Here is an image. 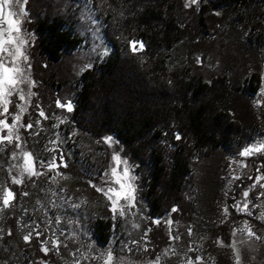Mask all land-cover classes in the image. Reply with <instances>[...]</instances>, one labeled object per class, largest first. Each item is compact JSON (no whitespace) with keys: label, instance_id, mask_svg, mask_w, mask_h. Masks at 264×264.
Segmentation results:
<instances>
[{"label":"trees","instance_id":"trees-1","mask_svg":"<svg viewBox=\"0 0 264 264\" xmlns=\"http://www.w3.org/2000/svg\"><path fill=\"white\" fill-rule=\"evenodd\" d=\"M26 9L37 92L30 113L41 102L72 103L56 154L62 186L86 198L76 212L84 230L102 246L129 237L96 190L118 155L133 167L146 214L159 218L133 236L148 226L145 259L169 243L171 215L207 235L212 264H233L214 241H230L231 225L218 219L229 159L264 133V107L257 111L253 101L264 63V0H29ZM133 40L144 44L135 53ZM78 56L84 66L72 70ZM22 133L33 153L46 155L40 135ZM9 147L0 153V184L17 199L0 212V264H64L57 251L41 250L40 239L22 238L27 208L40 217L35 198L45 194L31 179L11 184Z\"/></svg>","mask_w":264,"mask_h":264},{"label":"rangeland","instance_id":"rangeland-1","mask_svg":"<svg viewBox=\"0 0 264 264\" xmlns=\"http://www.w3.org/2000/svg\"><path fill=\"white\" fill-rule=\"evenodd\" d=\"M189 3H191V0H186V4ZM88 17L89 14H86L82 19L85 20ZM23 23L24 20L22 19L21 33H13V35H20L26 40L30 38L29 44L26 45L28 54L29 49L34 44V36L31 32L24 29ZM5 27L7 26L5 25ZM137 47L139 49V46ZM27 64H30V58H28ZM79 65L84 66L80 56L69 63V67L72 70L79 69ZM21 66L26 67L25 74L30 81H34L31 75V66L27 67L23 63ZM34 86L35 81L34 84H30L25 90L34 93V95L28 96L26 101L19 102L27 109L26 112L21 114V125L24 123H33L34 127L29 130L25 127L18 126V132L21 137L20 143L23 151L33 154V164L38 174L31 177L27 174L23 177L20 176V171H22V169L19 165H22L24 162L21 149H15L19 154L18 159H13L10 154L11 161L7 168L10 179H12L13 175H15L16 178L22 179L23 182L31 179L29 186L36 187L40 192L45 194L42 200H39L40 196L35 198L40 217L37 218V214H34L30 207L27 208L28 218L22 224L25 234H27L33 224H38L39 231L44 233L39 240L40 248L43 247L42 240L55 241L59 239V241L62 242L59 249L56 250L53 247L50 251H57L64 264H74L77 260L79 264H104L108 249H111L115 257H117V259L113 261V264H148L149 261L155 259H145L148 253L145 249L149 250L151 248L146 238L148 226L142 231V236H140L139 239H133V236L136 234L139 236V232L148 222L151 221L155 224L159 221V218H149L146 214L145 204L139 195L137 176L133 172V167L122 158H120V160L126 163H120L118 165L113 159V157L117 155H114L109 165L106 178H102L99 185H97V188H103L104 192L107 193V195H105L101 192L112 213L114 221H125L127 223V232L129 235L125 242L115 243L114 246L98 245L93 237L81 226L80 218L76 213L79 207L83 205L86 198L83 194L78 198L69 194L67 189L62 186V180L66 175L59 167H48V164L52 163L54 160L59 164L56 154V151L59 149V138L61 132L71 124V120L67 114L69 110L66 107H60V104H71L72 106V103L69 100H55L54 104H43L41 102L37 104L35 109L33 108L35 112L34 115L30 113L32 98L37 95ZM21 87L23 88L24 86L21 85ZM10 99L16 98L12 97ZM253 101L257 111H260V108L264 107V63L260 74L258 93L254 96ZM15 111H19V109L17 108ZM40 111L45 112L46 119L39 116ZM37 121L38 123H36ZM9 122L11 123V118H9ZM23 129L29 130L30 134L33 136L40 135L42 146L39 145V147H43L44 150H46V155L38 154V151L33 153L32 150L27 147L26 137L22 133ZM3 134L6 133L0 132V135ZM106 142L109 144L112 143L110 140H106ZM261 143H264V133L242 148L236 156L231 157L225 172V185L222 190L218 219L221 223L228 222L231 225L229 230L230 241L229 243H225L220 238L216 239L214 241V248L229 252L233 264H237L238 259L239 264H264V197L260 196V193L264 192V188L258 186L259 183H264V180L252 179L264 175V152L253 153L247 157L241 156L245 148L249 146H258ZM12 150L13 149L10 148V153ZM13 165L16 167L13 168ZM113 168H116L117 172L121 175V184L123 187H121V184L115 182L116 177H113L111 174ZM124 168L129 169L128 177H123ZM257 169H259V171H257ZM254 183H257V187H252ZM109 188L121 192V198L118 199L113 192H108ZM132 188L135 189L134 202L123 198V193L131 192ZM245 191L249 192L248 198L243 196ZM109 196H111L112 199H109ZM112 200L117 201V209L124 208V215H120L118 210L113 211ZM245 202L248 203L250 212L241 210ZM73 205H77V207H73ZM234 205H240V207H234ZM225 207L228 208L227 213L223 211ZM55 217L60 218L59 223H45L47 220ZM164 223L167 227L169 243L157 254V256L161 258L160 264H185L189 257L194 258L196 256L203 257V260L200 261L199 264H212L214 262L215 255L214 252H212L213 249L208 245V238L204 232L193 225H188L184 228L185 226L171 215L165 218ZM25 225H28V227H25ZM246 228H251L256 233V236L260 238L250 237ZM189 229H191L190 235ZM241 229L244 230L241 231ZM172 236H178L179 238L174 240ZM69 244L73 245V248H70L68 252L66 248ZM102 254L104 255L102 256Z\"/></svg>","mask_w":264,"mask_h":264},{"label":"snow or ice","instance_id":"snow-or-ice-1","mask_svg":"<svg viewBox=\"0 0 264 264\" xmlns=\"http://www.w3.org/2000/svg\"><path fill=\"white\" fill-rule=\"evenodd\" d=\"M29 0H0V132H5L6 134L0 135V153H4L8 150L9 146H12L11 157L13 159H18L19 154L15 149H21L24 162L19 167L22 169L20 171V176L23 177L27 174L29 177L35 176L38 173L35 171L33 164V154L31 152L23 151L21 147V137L18 132V126L25 127L26 129H33V123H24L21 125L22 113L26 112L27 109L21 105L20 101H26L28 96L34 95V93L30 91H25L30 84H34V81H30L26 73V67L21 66L22 63L27 67H30V64H27L28 54L26 45L29 44V40L23 39L20 35H13V33L20 34L21 29V20H26L28 16V11L26 9V5ZM201 0H191L192 4H198ZM5 25L7 27H5ZM131 50L135 53L139 49L144 47L143 42L140 41H130ZM139 46V49L138 47ZM21 85L24 87L22 88ZM15 97L16 99H10ZM59 103V102H58ZM11 105V108H10ZM60 107H66L69 111H71V104H60ZM19 109V111H15V109ZM39 116L43 118H47L44 111L39 112ZM9 118H11V123L9 122ZM38 123V121L36 122ZM111 140V138H108ZM177 139H180L177 136ZM264 152V143L259 144L258 146H249L245 148L241 153V156H250L253 153H261ZM113 159L119 165L122 162L120 157L114 156ZM60 165L55 162L48 164L49 168H56ZM66 166V165H64ZM16 166L13 165V168ZM259 171V169H257ZM111 174L113 177H116V183L121 184V175L117 172L116 168L111 170ZM129 176V169L124 168L123 177ZM239 179V178H237ZM254 180H264V175H261L259 178H252ZM23 183L22 179L16 178L15 175L12 176L11 184L12 185H20ZM260 188H264V183H259ZM95 187V186H94ZM121 187L123 185L121 184ZM131 187V186H130ZM252 187H257V183H254ZM97 191H100L107 195L104 192L103 188H97ZM108 192H113L115 196L119 199L122 194L119 191H116L113 188H109ZM135 189L132 188L131 192L123 193V198L125 200H135ZM27 195V193H24ZM245 198L249 197V192L245 191L243 193ZM261 197H264V192L260 193ZM17 199V193L13 191L12 187L4 186L0 184V212H3L6 209H10L15 207V201ZM109 199H112L109 196ZM113 203V211H119L120 215H124V208L117 209L116 208V200H112ZM73 207H77V205H73ZM234 207H240V205H234ZM242 211L250 212L249 205L245 202L241 208ZM173 212L177 211V209H173ZM225 213L228 212V208L225 207L223 209ZM60 218L55 217L47 220L45 223H59ZM159 223V221H157ZM28 227V225H25ZM244 229H241L243 231ZM247 233L250 237H255L259 239L260 237L256 236V233L251 228H246ZM4 230L0 229V237H2ZM8 235H12L11 231L7 233ZM191 234V229H189V235ZM44 233L39 231V225L33 224L27 234H25L22 238L26 243H31L33 239H40ZM178 236H172V239H178ZM43 247L41 250L47 254L51 248L59 249L61 245V241L59 239L55 241L51 240H42ZM147 251V249H145ZM174 252V250H173ZM104 254H102L103 256ZM113 251L108 249L106 252V259L104 260V264H113V261L116 260ZM161 258L159 256L155 257L154 260L149 261L148 264H160ZM203 260V257L196 256L194 258L189 257L185 264H199L200 261ZM74 264H79V261H75ZM237 264H239V259L237 260Z\"/></svg>","mask_w":264,"mask_h":264}]
</instances>
